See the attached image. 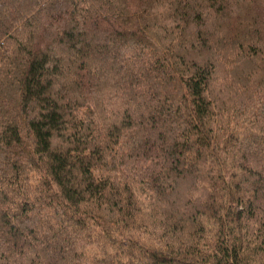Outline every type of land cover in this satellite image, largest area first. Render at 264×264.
I'll return each instance as SVG.
<instances>
[{
  "label": "trees",
  "instance_id": "1",
  "mask_svg": "<svg viewBox=\"0 0 264 264\" xmlns=\"http://www.w3.org/2000/svg\"><path fill=\"white\" fill-rule=\"evenodd\" d=\"M0 264H264V0H0Z\"/></svg>",
  "mask_w": 264,
  "mask_h": 264
}]
</instances>
